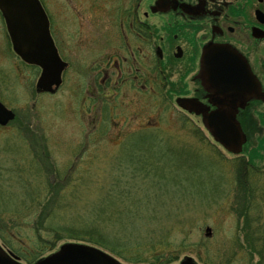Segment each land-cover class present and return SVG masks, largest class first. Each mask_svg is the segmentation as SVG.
Instances as JSON below:
<instances>
[{
	"label": "rangeland",
	"instance_id": "obj_1",
	"mask_svg": "<svg viewBox=\"0 0 264 264\" xmlns=\"http://www.w3.org/2000/svg\"><path fill=\"white\" fill-rule=\"evenodd\" d=\"M151 1L142 0L141 11ZM41 2L50 17L58 52L69 63L63 83L54 93L36 92L40 68L24 63L13 52L0 13V102L15 113L12 121L0 126V163L5 165L3 169L9 167L7 176L12 177L13 190L23 194L37 188L41 198L48 191L59 190L67 216L71 217L93 205L94 198L121 163L131 157L158 159L160 169L169 178L166 192L157 191V187L150 189L156 194L153 204L158 214L153 223L154 239L168 240L167 245L161 244L153 252L167 256L159 262L178 264L190 257L205 264L207 249L211 264H246L250 255L240 246L244 242L245 221L240 213L246 198L237 195L241 186L236 180L239 162L246 160L257 169L256 182L264 184V108L259 107L254 114L259 130L241 156L230 154L213 141L202 140L207 136L205 132L185 123L179 110L164 109L159 98L155 110L137 106L126 110L125 115L144 124L141 131L125 130L122 141H106L102 130L86 137L88 129L81 124L79 114L90 79L88 65L99 63L106 53L118 51L121 42L116 21L119 11L127 10L132 1ZM146 121L154 122L151 129H145ZM138 126L133 122L130 127ZM110 131V137H114L116 131ZM16 162H28L32 172H12ZM34 164L39 170H34ZM15 200L12 196L9 203ZM32 216L26 220L32 221ZM65 219L60 222L70 221ZM16 222L6 220L4 237L17 242L15 247L22 244V252L28 254L35 231L32 224ZM16 224L20 227L13 228ZM206 227L211 229L210 236L205 235ZM67 242L83 243L63 239L56 242L53 251ZM1 244L5 247L0 239ZM18 258L20 263L28 264ZM117 258L125 264H156L150 257L138 263Z\"/></svg>",
	"mask_w": 264,
	"mask_h": 264
},
{
	"label": "flooded vegetation",
	"instance_id": "obj_2",
	"mask_svg": "<svg viewBox=\"0 0 264 264\" xmlns=\"http://www.w3.org/2000/svg\"><path fill=\"white\" fill-rule=\"evenodd\" d=\"M131 1L127 10L119 11L116 21L121 42L118 51L106 53L99 63L88 65L90 79L79 114L81 124L88 129L86 137L102 130L106 141H122L125 130L141 131L144 124L125 115L126 110L130 106L155 110L159 98L164 109L179 110L185 123L205 132L207 136L202 140L223 148L204 122L212 124V118L221 121L218 130L216 123L213 126L217 135L232 130L227 129L228 120L220 118L217 111L219 104L224 105L220 96L231 94L232 90L212 81L207 70H201L200 60L206 48L218 50L224 58L221 61L228 65L232 62L228 57L233 56L259 80L264 93V0H152L142 11V0ZM46 14L52 37L50 17ZM68 67L66 63L58 89ZM259 107L264 108V101L255 98L238 107L236 119L246 141L242 152L232 155H243L253 141L259 130L254 120ZM133 122L139 126L131 128ZM146 123L145 129L154 125ZM110 130L116 131L114 137H110Z\"/></svg>",
	"mask_w": 264,
	"mask_h": 264
},
{
	"label": "trees",
	"instance_id": "obj_3",
	"mask_svg": "<svg viewBox=\"0 0 264 264\" xmlns=\"http://www.w3.org/2000/svg\"><path fill=\"white\" fill-rule=\"evenodd\" d=\"M14 164L12 172H26L27 175L32 172L28 162L25 165L18 162ZM3 166L5 165L0 163V239L5 247L28 264L48 255L55 249L56 242L63 239L96 246L131 263L145 261L150 257L152 262L162 264L159 261L167 257L165 254H153L157 246L168 244V240H157L153 236V223L158 214L153 204L156 194L150 189L157 187V191L166 192L169 184V178L160 169L158 159L131 157L121 163L94 198L93 205L83 208L71 217L67 216V206L63 204L59 190L46 191L47 196L44 198L46 194L41 198V192L38 193L37 188H33V193L26 191L19 194L13 190V184L10 182L12 177L7 176L9 167L3 169ZM32 166L34 170H39L36 164ZM256 172L257 169L250 162H239L236 181L241 186V192L237 195L246 198L240 213L245 217L244 242L240 246L250 255V258L245 260L246 264H264V184L256 182ZM18 175L22 176L20 173ZM20 179L18 177V180ZM12 196H15V203H9ZM31 215L32 221H27L26 217ZM64 219L70 221L61 223ZM6 220H15L19 224L30 226L32 224L36 236L30 240L32 245L28 254L22 252V244H17L21 250L15 249L18 248L14 245L17 242L11 237H4ZM19 224L13 228L20 227ZM47 250L50 251L45 253ZM205 250L207 257L204 262L211 264L208 251Z\"/></svg>",
	"mask_w": 264,
	"mask_h": 264
},
{
	"label": "water",
	"instance_id": "obj_4",
	"mask_svg": "<svg viewBox=\"0 0 264 264\" xmlns=\"http://www.w3.org/2000/svg\"><path fill=\"white\" fill-rule=\"evenodd\" d=\"M0 13L3 17L12 48L17 56L27 64L40 68L35 84L37 93H54L61 84V75L66 63L60 58L49 31V20L39 0H0ZM260 13V12H258ZM231 65L221 61L224 58L218 50L206 48L200 60L201 70L204 68L212 76V81L226 85L231 94H222L219 104L220 118L229 122L223 135H217L222 124L212 118V124L204 122L211 135L229 153L238 155L242 152L246 137L236 119L238 107L255 98L264 101L261 83L251 76L240 62L233 56ZM232 67V68H231ZM234 67V68H233ZM236 68V69H235ZM219 98V95H218ZM15 118V113L0 102V126L7 125ZM211 229L205 228V235L210 236ZM0 264H21L19 258L0 245ZM33 264H123L104 250L92 245L67 242L63 243L51 254L37 260ZM179 264H198L192 258L185 257Z\"/></svg>",
	"mask_w": 264,
	"mask_h": 264
}]
</instances>
